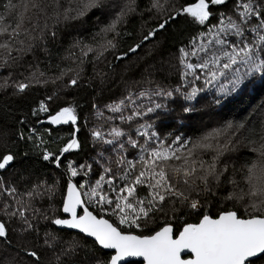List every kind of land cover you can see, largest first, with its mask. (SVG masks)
Here are the masks:
<instances>
[{"label":"snow or ice","instance_id":"1","mask_svg":"<svg viewBox=\"0 0 264 264\" xmlns=\"http://www.w3.org/2000/svg\"><path fill=\"white\" fill-rule=\"evenodd\" d=\"M257 81L264 0H0V264H264V101L161 123Z\"/></svg>","mask_w":264,"mask_h":264},{"label":"trees","instance_id":"2","mask_svg":"<svg viewBox=\"0 0 264 264\" xmlns=\"http://www.w3.org/2000/svg\"><path fill=\"white\" fill-rule=\"evenodd\" d=\"M95 20H96V17L95 16L92 17V22H95ZM139 23H140L139 19L133 20L128 25V30L133 31V30L138 29ZM73 35H75V33H73ZM174 40H175V37L170 35L169 41L166 43V47L171 48L173 46ZM86 71L88 74H91L92 72L91 66H87ZM176 79H177L176 77H171L169 80V82L172 84L173 87L176 86ZM89 91L91 90L89 89ZM43 94H44L43 89L33 90L30 93L32 97H42ZM79 95L83 96L85 95V93L81 92L79 93ZM108 95L109 93L106 92L105 97H107ZM68 98L71 99L72 97L69 96ZM3 99H4L3 97H0V101H3ZM210 100H211L210 96L208 100L199 99V103H197V111L194 113H190V114H184L182 110L179 109L178 104L166 102L169 109H174L171 114V117H174V119L171 117L164 119L161 122L162 126H166L168 131H173L175 130V127H179L181 126L180 124H182V127H180V132L193 135V134H198L196 130L199 128H202L203 123L200 124V121L206 120L209 117H213L215 119V122L219 120L239 119L247 111L251 110L255 106L260 105L261 102L264 101V84H261L259 81H257V83L254 86L249 87L242 95L231 100L230 103H227L223 107L219 105L211 104ZM80 103L84 104L85 100H80ZM216 109L217 111H215ZM28 114L29 116L31 115L30 111ZM81 116H83V113L81 114ZM185 116H190L191 119L182 118ZM32 119L34 120L35 118L32 117ZM41 119L43 120L45 119V117H41ZM80 123L81 124L83 123L82 118L80 120ZM210 123L211 122L209 120L205 122L206 125ZM44 126L47 127L48 125L45 124ZM36 128L41 129V125L37 124ZM58 128H60L61 132L65 134L70 130L69 126L67 125L59 126ZM2 147H3V144L2 142H0V148ZM72 158H73L72 155L66 154L65 163L67 159H72ZM53 170L54 169H50L49 175H51V171ZM55 171H58V170H55ZM4 175L6 176L7 174L4 173ZM218 207L219 205H217V208ZM212 214L213 215L216 214V208H213ZM65 239H67V237H65Z\"/></svg>","mask_w":264,"mask_h":264},{"label":"rangeland","instance_id":"3","mask_svg":"<svg viewBox=\"0 0 264 264\" xmlns=\"http://www.w3.org/2000/svg\"><path fill=\"white\" fill-rule=\"evenodd\" d=\"M200 99H202V100H205V99H209V95L207 94V93H204V94H201V98ZM214 105V104H213ZM215 111H217V109L215 110ZM207 120H209L211 123L210 124H208V126H209V128L210 127H212V126H215V119L213 118V117H209V118H207L206 120H201L200 121V124L201 123H203V126H205L206 124H205V122L207 121ZM180 125H182V124H180ZM202 126V127H203Z\"/></svg>","mask_w":264,"mask_h":264},{"label":"water","instance_id":"4","mask_svg":"<svg viewBox=\"0 0 264 264\" xmlns=\"http://www.w3.org/2000/svg\"><path fill=\"white\" fill-rule=\"evenodd\" d=\"M57 127H59V126H57ZM130 260H132V261H136V260H138L139 258H129ZM141 264H142V261H141Z\"/></svg>","mask_w":264,"mask_h":264}]
</instances>
